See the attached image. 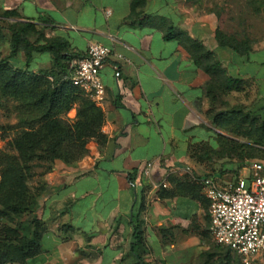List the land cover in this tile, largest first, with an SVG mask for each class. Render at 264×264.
I'll return each instance as SVG.
<instances>
[{"label": "crops", "instance_id": "1", "mask_svg": "<svg viewBox=\"0 0 264 264\" xmlns=\"http://www.w3.org/2000/svg\"><path fill=\"white\" fill-rule=\"evenodd\" d=\"M134 1L0 0V12L15 10L16 21L35 24L46 39L64 42L73 56L84 54L89 42L123 56L109 58L100 72L104 140L91 141L78 164L57 163L47 174L40 201L47 225L43 250L26 264H134L131 216L141 191L151 248L145 261L186 264L200 243L198 233L209 229L203 188L202 200L160 199L158 190L162 184L172 187L169 176H228L205 175L192 153L205 143L217 146L219 130L209 123V111L243 109L264 118V35L261 45L238 54L218 44L220 20L201 0H143L133 6ZM180 32L211 51L238 89L223 91L216 82L209 96L211 76L178 38L166 37Z\"/></svg>", "mask_w": 264, "mask_h": 264}, {"label": "trees", "instance_id": "2", "mask_svg": "<svg viewBox=\"0 0 264 264\" xmlns=\"http://www.w3.org/2000/svg\"><path fill=\"white\" fill-rule=\"evenodd\" d=\"M142 3L143 0H135L133 6ZM15 10H4L0 12L1 19H15ZM2 26L0 25V38H2ZM11 32L10 54L8 57L15 58L22 47L25 52V66L28 67L33 59L34 52L48 51L51 54L52 65L49 70L40 73L31 72L28 68L21 70L10 65L7 58L0 57V99H14L18 103L19 122L24 129L16 141V148L23 158L37 157L40 159H60L66 164H72L80 159L84 153V143L89 137L97 141L104 140L102 125L104 114L102 109L85 96L83 91L66 80V64L64 60L73 55L67 52L65 43L56 38L46 39L40 28L31 22L14 21L9 25ZM35 34L32 41L30 36ZM167 38H178L180 42L191 51L194 62L205 70L210 76L208 95H212V86L217 82L222 85L223 91L238 89V82L233 81L226 75L225 69L217 62L213 53L199 41L183 33L167 34ZM215 38L220 46L228 47L238 54H247L251 49L247 40H240L236 36L225 33L217 28ZM44 41L43 43H40ZM62 68L63 74L55 70ZM49 76L52 80H49ZM77 104L76 122L71 132L58 118L67 113ZM208 119L212 124L229 133L246 139L248 142H237L228 137L217 134L215 149L211 144L205 143L201 147L193 148L192 153L199 160L212 155H220L221 143L228 154L236 155L241 161L245 158L257 156L264 159V118L249 113L243 109H227L221 111H209ZM44 143V145H41ZM250 150V153L246 151ZM254 151V152H251ZM261 154V155H258ZM261 159V160H262ZM260 160V159H253ZM52 169V168H51ZM11 181L14 185H21L24 177L22 166L18 163L9 167ZM168 181L171 188L161 187L158 190L160 199L175 196H188L193 199L202 200V184L189 177L169 176ZM22 202L13 200L8 193L2 200L3 211L20 212L26 206ZM147 204L144 193L137 192L135 210L131 216L133 228L130 244V253L135 259L134 264H149L144 257L148 253V245L145 238L142 214ZM208 203L206 205V209ZM34 230L32 234L22 237L17 243L0 246V264L25 263L41 251V239L46 232V226L38 218L33 219ZM209 232V229L207 230ZM217 245V244H216ZM226 248V247H225ZM230 251L228 248H226ZM231 252V251H230ZM224 264H229L224 263Z\"/></svg>", "mask_w": 264, "mask_h": 264}, {"label": "rangeland", "instance_id": "3", "mask_svg": "<svg viewBox=\"0 0 264 264\" xmlns=\"http://www.w3.org/2000/svg\"><path fill=\"white\" fill-rule=\"evenodd\" d=\"M191 1L194 2L199 0ZM201 3L202 8L205 7L208 12L217 13L220 20V28L225 33L234 35L240 40L249 41L251 47L253 45L262 44L264 35V0H201ZM204 3L206 6H204ZM14 21L16 20L0 18V25L2 26L0 57L7 58L11 66L21 70L28 68L31 72L36 73L49 70L52 62L50 61L51 54L48 51L34 52L33 59L30 61L28 67L25 66V52L22 47L17 57H8L10 54L9 42L11 38L9 25ZM35 36V34H32L30 39L33 41ZM49 61L51 65H49ZM55 71L61 75L64 72L62 68ZM48 78L52 80L51 76ZM76 113L77 104L58 118V120L71 132L76 122ZM209 123L219 130V132H216V135L221 134L240 143L248 142L246 139L229 133L227 129L215 126L210 120ZM23 131L24 129L19 122L17 101L12 98L7 100L0 99V246L17 243L22 237L32 234L34 230V217L44 223L47 231L46 222L40 216L41 197L45 193L48 185L46 178L47 174L53 170L57 163L73 166L81 162L89 154V143L96 140L93 137L87 138L84 143V155L72 164H66L60 159L52 161L50 159H40L34 156L25 159L20 155L15 145ZM210 134L214 135L215 133L211 132ZM220 143L222 150L224 149L225 151L219 154L224 156L212 155L200 161L205 166L206 170L204 174L207 176H214V174L220 172L222 174L227 173L228 176L236 175L238 171L251 160L262 159V157L257 156L251 159L245 158L244 161H241L238 156L232 154L230 156V154L226 152L227 150L224 147L223 140L222 142L220 141ZM41 145H44V143ZM213 147L215 149L219 148L216 145H213ZM246 152L247 153H244V155L250 153V150ZM258 155L261 154L258 153ZM262 160L264 161V159ZM17 163L22 166L24 177L23 183L18 186L12 183L11 174L9 173V167ZM185 176L188 177L187 175ZM8 193H11L13 200L18 203L22 202L24 199L23 204L26 206L24 211H3L2 200H4ZM206 205L207 199L205 202V209ZM198 237L200 243L192 247L191 255L186 261V264H224L227 262L229 264H244L240 256L228 251L225 247L216 245L206 227L198 233ZM148 248V253L145 255L146 258L151 253L150 246H148ZM42 250L41 243L40 253L32 258H28L26 262L40 255ZM69 251H71V249L66 250V254ZM26 262L20 264H26ZM6 264L12 263L7 262ZM64 264L71 263L66 262ZM248 264H264V256H258Z\"/></svg>", "mask_w": 264, "mask_h": 264}, {"label": "built area", "instance_id": "4", "mask_svg": "<svg viewBox=\"0 0 264 264\" xmlns=\"http://www.w3.org/2000/svg\"><path fill=\"white\" fill-rule=\"evenodd\" d=\"M111 57L123 59L111 48L89 42L84 54L67 60L64 78L99 106L105 100L100 72ZM114 69L119 77V67ZM194 180L202 184L208 202L209 234L214 243L240 256L244 264L264 256V161L251 160L236 175Z\"/></svg>", "mask_w": 264, "mask_h": 264}]
</instances>
